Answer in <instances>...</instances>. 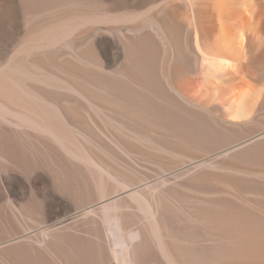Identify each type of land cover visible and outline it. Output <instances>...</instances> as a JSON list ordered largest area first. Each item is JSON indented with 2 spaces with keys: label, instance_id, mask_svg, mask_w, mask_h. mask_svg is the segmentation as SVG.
I'll return each instance as SVG.
<instances>
[{
  "label": "bare ground",
  "instance_id": "bare-ground-1",
  "mask_svg": "<svg viewBox=\"0 0 264 264\" xmlns=\"http://www.w3.org/2000/svg\"><path fill=\"white\" fill-rule=\"evenodd\" d=\"M90 110L127 124L214 120L202 126L211 136L201 143L182 135L160 144L203 152L185 151L184 163L168 165L171 173L213 165L257 176L263 142L226 165L217 160L264 138V0H0V154L25 150L17 120L51 134L43 145L50 150L58 137L71 143V120H90ZM120 126L137 136L138 125ZM240 130L247 139L233 143ZM133 139L117 145L134 150ZM198 170V183L215 176ZM155 179L126 187L121 197ZM33 180L44 182L38 174ZM14 183L8 181L10 190ZM47 196L49 207L57 203ZM239 260L235 264H264V248L246 249Z\"/></svg>",
  "mask_w": 264,
  "mask_h": 264
},
{
  "label": "rangeland",
  "instance_id": "rangeland-1",
  "mask_svg": "<svg viewBox=\"0 0 264 264\" xmlns=\"http://www.w3.org/2000/svg\"><path fill=\"white\" fill-rule=\"evenodd\" d=\"M17 121L25 150L0 154V264H235L246 249L264 248V166L256 176L206 165L198 169L215 176L202 183L194 179L200 170L174 175L168 166L184 163L186 150L160 144L182 135L201 143L210 135L202 126L214 120H139L144 125L131 123L138 125L133 136L120 126L131 125L128 120H106L90 110V120H71L72 142L58 137L50 150L43 145L51 134ZM241 131L233 143L247 139ZM129 138L134 150L125 152L117 142ZM261 142L217 162L238 160ZM37 174L42 184L34 183ZM153 178L121 197L126 187ZM235 180L239 190L227 185ZM48 192L57 201L50 207Z\"/></svg>",
  "mask_w": 264,
  "mask_h": 264
}]
</instances>
